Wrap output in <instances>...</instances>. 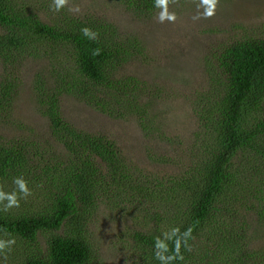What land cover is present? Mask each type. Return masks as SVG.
Returning a JSON list of instances; mask_svg holds the SVG:
<instances>
[{
    "label": "trees",
    "instance_id": "trees-1",
    "mask_svg": "<svg viewBox=\"0 0 264 264\" xmlns=\"http://www.w3.org/2000/svg\"><path fill=\"white\" fill-rule=\"evenodd\" d=\"M43 1L50 8L57 0H0V255L12 241L50 234L45 251L24 264H90L85 235L91 227L94 238L92 222L113 215L122 225L111 246L131 248L146 264H264V247L253 249L249 238L264 223L263 31L245 29L204 56L190 104L194 154L173 177L147 176L114 142L61 113L63 96L115 119L135 113L155 146L148 161L171 162L176 139L150 105L165 107L163 88L127 71L147 61L146 45L106 20L69 15L60 2L51 18L41 15ZM113 1L143 21L186 0ZM27 62L36 64L39 126L14 114Z\"/></svg>",
    "mask_w": 264,
    "mask_h": 264
},
{
    "label": "rangeland",
    "instance_id": "rangeland-1",
    "mask_svg": "<svg viewBox=\"0 0 264 264\" xmlns=\"http://www.w3.org/2000/svg\"><path fill=\"white\" fill-rule=\"evenodd\" d=\"M58 2V8L69 15H90L106 20L123 34L133 35L146 45L149 51L147 61H140L135 67H128L127 71L134 73L140 80L157 83L163 88L165 107L160 109L159 106L156 107L157 103L154 105L151 102L150 105L153 116L162 110L168 125L164 130L169 131L172 134L170 136L176 139L169 149L171 162L165 161L160 166H154L148 161L147 150L151 145L155 146L140 132L139 119L135 118V113L126 114L122 120L115 119L91 110L74 98L63 96V117L79 130L103 136L114 142L124 155L147 173V176L152 175V172L156 177V174L173 177L194 154L191 151L198 123L190 104L194 101L193 95L200 89L203 80L204 56L212 47L226 42L231 36L238 38L245 29L253 28L256 35L263 31L264 35V0H186L172 4L167 2L169 6H164L161 11L143 21L131 15V11H127L123 4H117L113 0H57L55 4ZM43 5L46 7L45 1L39 13L51 18L55 13L54 5L50 8H43ZM42 19L46 20L45 17ZM152 55L155 56L154 64L150 61ZM35 67L36 64L32 62L23 65V79H20L23 89L14 114L31 125L39 126L42 121L40 116L34 113L31 95L30 77H33ZM0 70H3L1 66ZM146 102L147 99H144L140 104ZM160 146H165V150H168L166 144L161 143ZM110 218L111 220L107 221L100 217L92 222L96 224L93 230L97 235L94 238L90 237L91 227L88 229L89 235H85L92 248L90 264H146L147 262L134 255L131 248L120 251L111 246L119 235L117 229L122 222L117 219L114 221L113 215ZM132 225L133 222L128 220L127 228L135 226ZM256 228L259 232L257 235H254L252 230L249 232L251 245L255 250L264 247V223L252 226V229ZM50 236L45 234L36 244L23 240L12 241V245L5 250L6 253L0 255V264H24L28 257L45 251L47 238Z\"/></svg>",
    "mask_w": 264,
    "mask_h": 264
}]
</instances>
